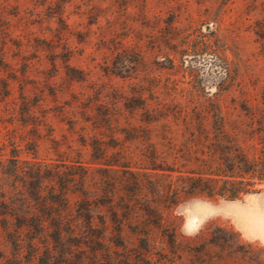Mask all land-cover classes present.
<instances>
[{
	"label": "rangeland",
	"instance_id": "1",
	"mask_svg": "<svg viewBox=\"0 0 264 264\" xmlns=\"http://www.w3.org/2000/svg\"><path fill=\"white\" fill-rule=\"evenodd\" d=\"M218 146L264 153V0H0V264H264V184L180 191Z\"/></svg>",
	"mask_w": 264,
	"mask_h": 264
},
{
	"label": "trees",
	"instance_id": "2",
	"mask_svg": "<svg viewBox=\"0 0 264 264\" xmlns=\"http://www.w3.org/2000/svg\"><path fill=\"white\" fill-rule=\"evenodd\" d=\"M217 130L216 140L220 146L225 132L221 128ZM219 146V158L226 162L225 168L221 167L218 171H200L193 168L179 170L177 176L180 191L185 194L204 193L212 197L234 199L260 190L264 184V153L252 157L240 153L237 160L231 163L230 158V161L227 159V151Z\"/></svg>",
	"mask_w": 264,
	"mask_h": 264
}]
</instances>
